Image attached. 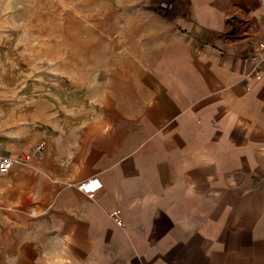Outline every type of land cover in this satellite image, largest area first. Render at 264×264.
<instances>
[{"label":"crops","instance_id":"0c3cea01","mask_svg":"<svg viewBox=\"0 0 264 264\" xmlns=\"http://www.w3.org/2000/svg\"><path fill=\"white\" fill-rule=\"evenodd\" d=\"M131 9L94 111L0 101V159L42 144L0 173V264H264V0Z\"/></svg>","mask_w":264,"mask_h":264},{"label":"rangeland","instance_id":"374dc122","mask_svg":"<svg viewBox=\"0 0 264 264\" xmlns=\"http://www.w3.org/2000/svg\"><path fill=\"white\" fill-rule=\"evenodd\" d=\"M161 2L0 0V101H37L41 115L61 119L57 126L94 111L89 102L121 58L119 23L142 20L131 8Z\"/></svg>","mask_w":264,"mask_h":264},{"label":"built area","instance_id":"2783aa9c","mask_svg":"<svg viewBox=\"0 0 264 264\" xmlns=\"http://www.w3.org/2000/svg\"><path fill=\"white\" fill-rule=\"evenodd\" d=\"M256 56L258 58V62L264 60V39L257 45L255 49ZM42 150V144L37 146L33 152L31 153H19L14 157H4L0 159V173H6L14 163H26L31 158L38 156ZM78 189L87 194L88 197L93 198L96 192L101 187V182L97 177L87 178L82 180L77 185ZM111 216L117 222V224L121 225V220L119 217V211L116 210L112 212Z\"/></svg>","mask_w":264,"mask_h":264}]
</instances>
